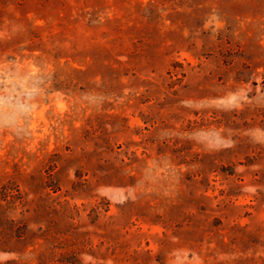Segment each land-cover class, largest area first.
<instances>
[{
	"label": "rangeland",
	"instance_id": "1",
	"mask_svg": "<svg viewBox=\"0 0 264 264\" xmlns=\"http://www.w3.org/2000/svg\"><path fill=\"white\" fill-rule=\"evenodd\" d=\"M66 261L264 264V0H0V264Z\"/></svg>",
	"mask_w": 264,
	"mask_h": 264
},
{
	"label": "trees",
	"instance_id": "2",
	"mask_svg": "<svg viewBox=\"0 0 264 264\" xmlns=\"http://www.w3.org/2000/svg\"><path fill=\"white\" fill-rule=\"evenodd\" d=\"M9 262H11V261H9ZM60 264H74V263L72 261H66V263L61 262Z\"/></svg>",
	"mask_w": 264,
	"mask_h": 264
}]
</instances>
